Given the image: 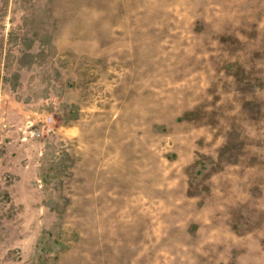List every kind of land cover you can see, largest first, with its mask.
I'll use <instances>...</instances> for the list:
<instances>
[{
    "label": "rangeland",
    "instance_id": "1",
    "mask_svg": "<svg viewBox=\"0 0 264 264\" xmlns=\"http://www.w3.org/2000/svg\"><path fill=\"white\" fill-rule=\"evenodd\" d=\"M0 264H264V0H0Z\"/></svg>",
    "mask_w": 264,
    "mask_h": 264
},
{
    "label": "built area",
    "instance_id": "2",
    "mask_svg": "<svg viewBox=\"0 0 264 264\" xmlns=\"http://www.w3.org/2000/svg\"><path fill=\"white\" fill-rule=\"evenodd\" d=\"M51 120H52L51 117H49V119L46 121V124L48 126L47 131L52 130V128L49 125V122H51ZM32 135L40 136L41 135V131L39 129L38 130L36 129L34 132L32 131Z\"/></svg>",
    "mask_w": 264,
    "mask_h": 264
}]
</instances>
